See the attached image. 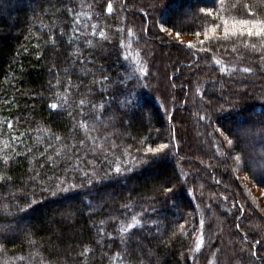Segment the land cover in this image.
I'll return each instance as SVG.
<instances>
[{
  "label": "trees",
  "instance_id": "1",
  "mask_svg": "<svg viewBox=\"0 0 264 264\" xmlns=\"http://www.w3.org/2000/svg\"><path fill=\"white\" fill-rule=\"evenodd\" d=\"M244 3L264 14V0H225L227 25L197 18L213 0H0V264H113L117 252L123 264H264L251 256L264 257V211L246 183L264 193V47L231 35ZM88 136L114 141L110 159L132 170L105 176L96 159L87 183L73 153L92 159ZM162 144L164 158L145 157ZM62 180L77 186L53 196ZM125 204L143 227L122 237Z\"/></svg>",
  "mask_w": 264,
  "mask_h": 264
},
{
  "label": "snow or ice",
  "instance_id": "2",
  "mask_svg": "<svg viewBox=\"0 0 264 264\" xmlns=\"http://www.w3.org/2000/svg\"><path fill=\"white\" fill-rule=\"evenodd\" d=\"M224 5H225V0H213V4L210 8L205 9V8H201L199 9V14L202 15H198V19H201L204 23H210L211 21L208 18H214V19H221L223 20V16L222 13L224 11ZM237 4L233 3L232 4V8L235 9L237 8ZM212 8L216 9V16L214 17ZM254 5H251L249 3H244L243 4V9H244V13H245V17L246 18H242L239 19L238 21H236V24L241 25L242 27L238 30V31H234L231 33L232 36L236 37H244L247 36L249 38L251 37H256L260 40L261 43V47H264V18H261L262 15L261 13H258L257 11L253 10ZM107 10L109 13L112 12L113 8H112V4L109 3ZM72 9L69 8V12H71ZM78 22V21H77ZM167 22H163L159 24V30L161 32H165L167 33L169 31V28L165 26ZM223 23L225 25H227L228 21L227 20H223ZM235 26V24H234ZM95 27V26H93ZM216 27H219V25H216ZM173 28H175V25H173ZM117 31H122V29H117ZM225 38H227L228 36V29L225 28ZM93 35H95V33L93 32ZM176 35L179 36L180 32L176 31ZM197 36L200 35L199 32L196 33ZM101 38L103 39H107V36H105V34L103 32L100 33ZM91 42L89 41V44ZM121 47H124V44L121 42ZM247 47H251L252 49H257V45L255 43L251 44V45H246ZM189 47H192V45H189ZM233 51H235V49H233ZM261 60H264V56H261ZM217 63L219 64L220 62L217 61ZM220 70L223 72L225 71V68L223 65L220 66ZM243 72L245 73H250L252 71L251 68L249 67H245L243 69H241ZM141 75H144L147 73V69L146 68H141ZM233 71H235L233 69ZM107 79V78H105ZM147 85H145L146 87ZM61 99L65 100V103H67L66 99L61 97ZM85 105V101L84 100H80L79 104L77 105V107L82 108ZM93 107H95V105H93ZM102 107V105H101ZM50 108L53 110H56L58 108V104L57 103H52L50 105ZM81 115H83V113H81ZM201 119H203L204 117H200ZM9 128H12V125L9 124L7 125ZM79 127L87 134L89 131V125L87 123H85L83 120L80 121ZM217 133H219V135L221 137H223V140L226 144V146L228 148H232L234 145V141L237 144H242L243 140H242V133L237 132L233 138H229V136L225 135L223 131H221L220 129H216L215 130ZM262 131H264V129H262ZM57 140L60 139V137H56ZM96 139L94 137L88 136L87 140L91 141V144H88L87 149H84L86 151V153L90 154L92 159L89 160L88 159V155H85L83 157L80 156L79 152H74L73 156L76 157L78 160H83L85 161L86 165H90L91 166V171L88 170V167H83L81 168L79 164L74 165L75 168H79V170L82 172L83 177L86 178V182L91 184L93 179H95L96 176V164H95V160L96 159H101L102 162H108L109 164V168L105 170L104 175L105 176H109L112 175L113 173L116 175H123L128 171H131V168H128L125 165V162L123 159H121V157L116 156V158L114 160H111L110 157L115 155L116 149L117 147H119L118 145L115 144L114 141H109L107 144V147H105L104 145H98L96 143ZM107 140V138H105ZM85 143H87V141H85ZM72 147H76L75 145H73ZM169 145L168 144H162L159 147L155 148V149H147L145 152V157H147V155L149 153H151L152 156H156L157 159H162L164 157H161L159 154L164 150V149H168ZM175 147V146H174ZM82 148H83V144H82ZM219 147L217 148V152H219ZM241 151H243V148H241ZM56 155H61L60 152H57ZM124 155H127V152L125 151ZM65 159H67V157H65ZM232 159L234 160L235 164L237 166H239L242 163V156L241 155H234L232 156ZM141 162L146 163V160H141ZM5 163H7V161H5ZM135 166V165H134ZM253 178H256L255 176V172H253ZM97 183H99L100 181H96ZM65 183V181H60L56 186H55V191L52 192V195L55 196L57 192H68L69 189H74L77 185L75 183H69L67 187H62L61 185H63ZM217 183H219V181H217ZM47 190V189H44ZM163 193H173V187H165L163 189ZM227 199V198H225ZM32 203H35V201H32ZM123 207L125 209H127V211L124 213V216L127 218V223H125L124 221H121L118 224V230L119 233L122 237L127 236L132 229L135 228H142L143 227V222L141 221V219H139V217L142 215L140 212H133L131 207L127 204L123 205ZM198 207V206H197ZM208 207H211L210 205ZM233 207H236V205L234 204ZM238 213L243 211V207L240 206L237 209ZM113 220H116V217H112ZM101 224L104 223V221L100 222ZM204 224L205 221L203 219V216L201 215V219L199 221V231L200 234L197 236V240H196V245L194 248L195 252H200L201 249L204 246V237H203V228H204ZM181 229H183V225L180 226ZM237 227H239V225H237ZM102 231V229H101ZM257 244H259V241L256 242ZM89 250L86 248L84 250V253H81V255H84L85 253H87ZM251 256L257 260H264V257H260L257 255L256 251H251ZM113 264H116V261H121V264H123V260L124 257L121 256V254L119 252L115 253L113 258ZM206 264H216V260L214 255L211 258L207 259Z\"/></svg>",
  "mask_w": 264,
  "mask_h": 264
},
{
  "label": "rangeland",
  "instance_id": "3",
  "mask_svg": "<svg viewBox=\"0 0 264 264\" xmlns=\"http://www.w3.org/2000/svg\"><path fill=\"white\" fill-rule=\"evenodd\" d=\"M172 38L177 40V41H179V42H181V43L189 44L188 40H185L183 38H179L176 35H173ZM167 62H168V60H166V63ZM156 77H157V75H156ZM147 180H149V178ZM246 183L248 184V187L250 189L251 195L257 200L258 204L261 206V208L264 211V193L259 188L255 187L252 183H250L248 181Z\"/></svg>",
  "mask_w": 264,
  "mask_h": 264
}]
</instances>
